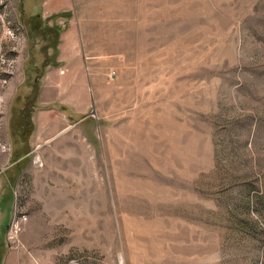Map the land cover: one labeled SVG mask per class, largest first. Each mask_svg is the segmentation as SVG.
<instances>
[{
	"label": "rangeland",
	"instance_id": "obj_1",
	"mask_svg": "<svg viewBox=\"0 0 264 264\" xmlns=\"http://www.w3.org/2000/svg\"><path fill=\"white\" fill-rule=\"evenodd\" d=\"M73 2L0 0V264H264V0ZM71 25L90 111L21 136Z\"/></svg>",
	"mask_w": 264,
	"mask_h": 264
},
{
	"label": "crops",
	"instance_id": "obj_2",
	"mask_svg": "<svg viewBox=\"0 0 264 264\" xmlns=\"http://www.w3.org/2000/svg\"><path fill=\"white\" fill-rule=\"evenodd\" d=\"M42 5L44 7L42 14L24 12L23 18L31 27L32 22L35 25L36 22L42 20H47L50 25L65 23L68 20L67 13L71 10L74 2L73 0H42ZM39 26V30L43 28L41 22ZM52 27L49 28L51 31ZM54 31L57 30L54 29ZM81 47V34L72 25L69 28H63L58 33L56 60L47 66L46 72L40 79L37 100L31 116L34 125L32 135L42 133L44 128H48L45 125L51 123L56 126L50 127L49 131L44 132H56L59 124L64 120L70 121L73 117L85 116L90 111L91 101L87 94V86L90 81L87 73L81 71L83 63L86 61ZM25 102H27L26 97ZM25 102L21 108L22 112L25 110ZM25 152L26 150L22 152L23 155L19 160L24 158ZM15 177L13 169L6 170L1 167L0 163L1 220H4L3 214L7 211L6 207L10 211L13 208L16 192Z\"/></svg>",
	"mask_w": 264,
	"mask_h": 264
},
{
	"label": "built area",
	"instance_id": "obj_3",
	"mask_svg": "<svg viewBox=\"0 0 264 264\" xmlns=\"http://www.w3.org/2000/svg\"><path fill=\"white\" fill-rule=\"evenodd\" d=\"M4 74L5 73H3V71H0V86H3L4 83L8 82L5 78H3ZM9 74H10V72H8V75ZM4 103H5V97L3 94H0V124H4L5 119H6V116H4V111H3ZM1 129H3V128L1 127ZM12 150H13V147H12L11 141L9 139H6L5 137H3L1 134V130H0V155L9 154L12 152ZM20 219L16 220L18 226H19ZM13 220L15 221V219H13Z\"/></svg>",
	"mask_w": 264,
	"mask_h": 264
},
{
	"label": "trees",
	"instance_id": "obj_4",
	"mask_svg": "<svg viewBox=\"0 0 264 264\" xmlns=\"http://www.w3.org/2000/svg\"><path fill=\"white\" fill-rule=\"evenodd\" d=\"M34 105V104H33ZM32 104H30L31 107H33ZM24 106V105H23ZM29 109L27 108V105H25V113L28 111ZM24 113L23 115V121L20 122V124L18 125L17 129L18 131L21 133H24L25 132V129H28V131H26L28 133V135H30L32 133V131L34 130V125H33V122H32V119H31V115L30 113H28V115H26ZM21 136H23V134H21ZM27 139H24V142L26 141Z\"/></svg>",
	"mask_w": 264,
	"mask_h": 264
}]
</instances>
